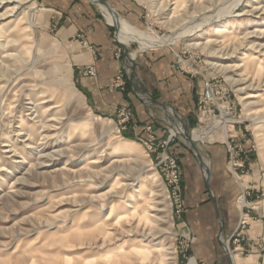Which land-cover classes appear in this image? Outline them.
Returning <instances> with one entry per match:
<instances>
[{
  "label": "rangeland",
  "instance_id": "rangeland-1",
  "mask_svg": "<svg viewBox=\"0 0 264 264\" xmlns=\"http://www.w3.org/2000/svg\"><path fill=\"white\" fill-rule=\"evenodd\" d=\"M22 1L0 3V32L9 31L0 37V264H188L196 259L191 249L208 243L219 247L222 264H264V0H236L229 12L220 9L227 0H130L138 18L119 17L160 35L190 20L204 24L175 44L143 50L133 39L117 38L133 53L161 48L176 61L182 56V72L196 80L191 118L179 115L175 123V112L165 110L175 128L187 124L204 162L203 169L186 131L177 135L167 123V137L195 166L182 172L181 208L155 166L156 151L136 141L132 151L116 153L126 140L122 129L93 114L75 89L67 52L41 21L40 0ZM222 26L226 36L212 34ZM197 40L202 44H191ZM201 74L223 90L213 124L198 120ZM198 132L205 135L194 137ZM216 144L226 146V172L237 189L232 233L241 215L248 223L236 244L219 234L224 223L216 217L201 227L184 216L185 194L204 187L211 165L206 147ZM210 228L213 234L203 235Z\"/></svg>",
  "mask_w": 264,
  "mask_h": 264
},
{
  "label": "crops",
  "instance_id": "crops-1",
  "mask_svg": "<svg viewBox=\"0 0 264 264\" xmlns=\"http://www.w3.org/2000/svg\"><path fill=\"white\" fill-rule=\"evenodd\" d=\"M103 1L120 16L99 0H40L41 21L48 31L52 32L56 41L65 48L71 67V81L75 89L84 97L91 112L115 122L121 109L130 110L131 116L122 129L124 139L130 141L146 139L147 127H150L156 139L153 144L158 146L159 143L169 140V136L167 137L169 126L166 123L168 116L160 106L147 104L144 100L146 94L137 91L136 87L147 91L152 98L163 103L167 110L174 111L178 117L191 118V113L196 107V80L175 67L176 60L168 49L141 51L147 47L140 46L141 50L133 53L128 42L131 58L135 60L136 73L135 86L130 85L129 70L123 68L122 50L115 37L116 29L112 26L117 27V25L111 22L109 16L113 15L119 19L124 15L133 21L138 18L140 11L130 0ZM104 9L107 10L106 14ZM78 34H82L95 47V55L80 44ZM119 48L121 56L116 58L114 54ZM91 63L95 66V76L84 73L86 65ZM118 69L125 71L123 87L112 85ZM175 114L170 113L175 123H178L179 118ZM180 149L182 147L178 141L173 143L172 140L169 141L168 151L177 156L182 172L187 167H191L190 172L195 169L194 161L189 153H183ZM206 155L211 160L208 168L211 172L208 178L209 187L206 181L202 180L204 187L196 186L190 197L185 194L184 216L189 223H202L201 227L203 224L212 225L216 217L224 223V229L220 231V228L219 234L227 237L231 235L236 225L237 217L232 203L237 189L235 182L226 172V146L223 144L207 146ZM195 180L200 183L198 177ZM185 182L186 176L183 173V192ZM195 183L197 185V182ZM200 229L199 232H204ZM211 229L202 234H213L210 232ZM190 252L196 259L194 261L191 258L188 264H222L224 259L219 247L212 243L206 244L202 249H191Z\"/></svg>",
  "mask_w": 264,
  "mask_h": 264
},
{
  "label": "built area",
  "instance_id": "built-area-1",
  "mask_svg": "<svg viewBox=\"0 0 264 264\" xmlns=\"http://www.w3.org/2000/svg\"><path fill=\"white\" fill-rule=\"evenodd\" d=\"M77 38L79 39L80 44L85 47L91 54L95 55L96 49L95 47L90 44L82 34H78ZM115 57L119 58L121 56V50L120 48L117 49L115 52ZM184 60L182 59V56L178 55L177 61H175V64H177L175 67L177 69H180L181 71L184 70L182 67ZM84 73L89 76H95L96 70L93 63L86 65ZM203 76V83L202 88L200 90L198 101H197V112H198V120H207L209 122L214 123V121H217L218 116L214 114V107L217 106V101L219 100L220 95L222 94V87L220 85H217L215 81H213L212 78L206 77L205 75L201 74ZM125 71L123 69H118L116 77L113 81V86L115 87H123L125 85ZM220 111V110H219ZM131 116V111L128 109H121L119 112V117L116 120V124L121 128L124 129L126 126V123L128 122L129 118ZM217 128V127H216ZM214 128V129H216ZM212 129V130H214ZM148 130V137L146 139H141L140 142L145 145L147 150L149 152H157L155 157V166L164 174L165 180L167 183V186L169 188V191L171 193V196L173 198L174 203L177 205V207H182V200H181V193H182V171L179 168L178 165V158L177 156L171 154L168 151V145L169 141L171 140L169 137V140L163 141L158 144V146L154 145L153 142L156 140L154 135L152 134L150 127H147ZM228 146V150L231 153V148ZM157 147H160V150L157 151ZM149 155V154H148ZM233 159V156L230 154V160ZM239 199V198H238ZM237 199V200H238ZM246 221V214L241 215L240 221L238 224L237 229L230 235L228 238V241H230L232 244L238 243L241 239H243L242 229H244L247 226ZM249 226V225H248ZM240 229V230H239Z\"/></svg>",
  "mask_w": 264,
  "mask_h": 264
},
{
  "label": "bare ground",
  "instance_id": "bare-ground-1",
  "mask_svg": "<svg viewBox=\"0 0 264 264\" xmlns=\"http://www.w3.org/2000/svg\"><path fill=\"white\" fill-rule=\"evenodd\" d=\"M14 1L18 2V4H21L23 2L22 0H0V3H6V4L12 3L13 4ZM235 1L236 0H227L226 3L224 4V6L223 5L220 6V9L224 10L225 12H229L231 10V8L233 7ZM17 5H14L12 7L11 12H13L15 9H17ZM239 14L240 13H237L236 15H239ZM109 19L111 20V22H113L114 24L117 25V28H118L117 29L118 30L117 35L121 41L126 42L129 39H133V40H135V41H137V42H139L142 45L147 46V47H159V46H163V45L175 44L177 42V40H179L182 37L192 36L195 32H197L199 30L200 27H202V25H204L200 22L194 23V21L190 20L187 22H183L181 24V26L177 30H175L172 34L160 35V34L154 33L153 30L146 32L145 30L136 29L132 25L127 23L125 20L113 19L110 16H109ZM8 32H6V30L3 29L2 32H0V37L8 38L9 37V36H7ZM1 33H2V35H1ZM228 33H229V29L226 26H222L221 28L215 27L214 31L212 32L213 35L214 34H223V36H226ZM212 34H209L207 36V41L212 40L211 39V37L213 36ZM191 44L192 45H200V44H202V41L197 40V41L192 42ZM127 70H129V69H127ZM229 120H230V118H222L221 122L223 123V122H227ZM166 123L171 124L170 119L166 118ZM184 125L185 124L181 125L180 126L181 128L179 127V129L175 128V126L172 125L174 133L178 135L181 133V130L185 131ZM203 135H205L203 132H198V133L193 134V136L197 137V138L198 137L201 138ZM123 143H124L123 145H120V146L115 148L116 153H121L123 151H132L133 149H135V146L137 144L136 141H130V140H124ZM25 161L26 160L24 159L23 162H25ZM207 165H208V163H207ZM243 201L244 200L242 198H240L238 200V202L240 204H243ZM136 202H137L136 197L132 196L129 205L134 207V204ZM97 220H98V216H96V218L93 221L95 222ZM137 249L140 250V247L138 246Z\"/></svg>",
  "mask_w": 264,
  "mask_h": 264
},
{
  "label": "water",
  "instance_id": "water-1",
  "mask_svg": "<svg viewBox=\"0 0 264 264\" xmlns=\"http://www.w3.org/2000/svg\"><path fill=\"white\" fill-rule=\"evenodd\" d=\"M100 3H103L105 6H107V8L111 9V7H109L107 5V3H105L103 0H99ZM116 29V39H117V27H115ZM117 43L119 45V47L122 50V54H123V68L124 70L129 69V75H128V81L130 83V85L135 86V81H136V73L134 72V68H135V60L131 58L130 55V50L128 48V46L124 45L123 43H121L120 41L117 40ZM137 91H142L143 93L146 94V97L144 98L145 102L147 104H156L158 106H160L164 111L166 110V106L161 103L160 101L152 98L147 91H145L144 89H139L138 87H136ZM141 92V93H142ZM178 117V116H177ZM179 118V117H178ZM184 129L186 131V134L184 135V138L186 140V142L188 143V146L190 147L191 151L195 154V156L198 159L199 165L204 169V162L203 159L201 157V154L199 153V150L197 149V146L195 145V141L191 138V135L188 131V127L187 124L185 123L184 125ZM206 172V184L209 187V182H208V178H209V169H205L204 170ZM222 222V220H220ZM222 229H220L221 231Z\"/></svg>",
  "mask_w": 264,
  "mask_h": 264
}]
</instances>
